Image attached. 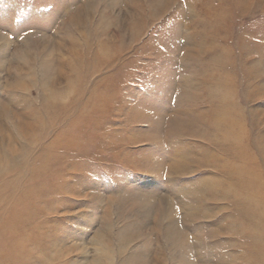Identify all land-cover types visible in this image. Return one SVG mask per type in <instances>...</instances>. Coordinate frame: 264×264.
I'll use <instances>...</instances> for the list:
<instances>
[{
  "label": "rangeland",
  "instance_id": "374dc122",
  "mask_svg": "<svg viewBox=\"0 0 264 264\" xmlns=\"http://www.w3.org/2000/svg\"><path fill=\"white\" fill-rule=\"evenodd\" d=\"M0 264H264V0H0Z\"/></svg>",
  "mask_w": 264,
  "mask_h": 264
}]
</instances>
